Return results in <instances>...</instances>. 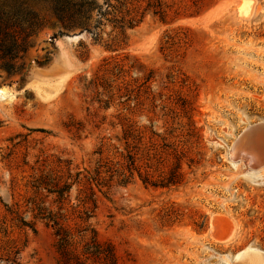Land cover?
Here are the masks:
<instances>
[{"label":"rangeland","instance_id":"374dc122","mask_svg":"<svg viewBox=\"0 0 264 264\" xmlns=\"http://www.w3.org/2000/svg\"><path fill=\"white\" fill-rule=\"evenodd\" d=\"M31 6L23 68H0V264H62L58 229L71 264H112L93 231L116 264L264 253V0H127L126 37L98 39Z\"/></svg>","mask_w":264,"mask_h":264},{"label":"trees","instance_id":"16d2710c","mask_svg":"<svg viewBox=\"0 0 264 264\" xmlns=\"http://www.w3.org/2000/svg\"><path fill=\"white\" fill-rule=\"evenodd\" d=\"M31 2L44 7L49 15L56 18L60 25V35L79 29L80 33H94L99 38V30L108 21L115 24L116 29L121 30L123 38L126 37L125 29L133 27L134 20H126L124 7L127 0H0V68L9 75L18 73L23 68V60L31 45V38L43 25V18L31 6ZM104 5L106 9L104 10ZM38 190H48L50 194H57L59 199H68L73 188L72 183H65L55 190L48 189L45 182L38 180L35 186ZM87 214V213H85ZM91 218L87 215L85 219ZM49 219L57 225L52 216ZM24 222V221H23ZM95 236L91 245L96 247V252H88L92 257L108 253L112 264H116L117 256L110 244L98 241ZM60 239V250L63 258L62 264H71V253L67 249L73 237L68 231L56 230ZM90 245V244H89ZM77 264H85L76 262Z\"/></svg>","mask_w":264,"mask_h":264},{"label":"bare ground","instance_id":"6f19581e","mask_svg":"<svg viewBox=\"0 0 264 264\" xmlns=\"http://www.w3.org/2000/svg\"><path fill=\"white\" fill-rule=\"evenodd\" d=\"M257 143L260 144L264 141V130L260 132ZM255 143V142H254ZM256 143V144H257ZM258 146V145H257ZM252 159V158H251ZM255 159V158H254ZM253 161V160H252ZM252 163V162H251ZM215 225V224H214ZM213 225V226H214ZM218 225V224H217ZM215 229V228H214ZM219 230V229H218ZM243 253H246L247 261L244 264H264V253H261L255 248H248Z\"/></svg>","mask_w":264,"mask_h":264},{"label":"water","instance_id":"95a60500","mask_svg":"<svg viewBox=\"0 0 264 264\" xmlns=\"http://www.w3.org/2000/svg\"><path fill=\"white\" fill-rule=\"evenodd\" d=\"M80 35H81V34H77V35L73 34L71 37H72V38H77V37H79ZM256 128H262V127H261V124L255 126V127H253L252 129H256ZM263 128H264V127H263ZM252 129L249 130L250 134H251ZM257 159H258V160L261 159L260 165L264 163V160H262V157H258Z\"/></svg>","mask_w":264,"mask_h":264}]
</instances>
